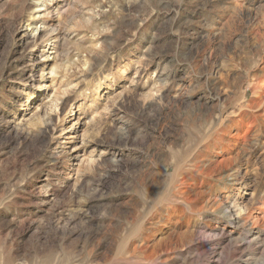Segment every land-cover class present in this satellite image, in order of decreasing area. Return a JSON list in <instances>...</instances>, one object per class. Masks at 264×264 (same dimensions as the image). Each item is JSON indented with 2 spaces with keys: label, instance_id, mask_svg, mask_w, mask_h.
Listing matches in <instances>:
<instances>
[{
  "label": "rangeland",
  "instance_id": "1",
  "mask_svg": "<svg viewBox=\"0 0 264 264\" xmlns=\"http://www.w3.org/2000/svg\"><path fill=\"white\" fill-rule=\"evenodd\" d=\"M244 262L264 0H0V264Z\"/></svg>",
  "mask_w": 264,
  "mask_h": 264
},
{
  "label": "bare ground",
  "instance_id": "2",
  "mask_svg": "<svg viewBox=\"0 0 264 264\" xmlns=\"http://www.w3.org/2000/svg\"><path fill=\"white\" fill-rule=\"evenodd\" d=\"M240 211V210H239ZM258 215V214H257ZM257 215L253 214V213H250L248 214L247 216H244V215H238L237 218L234 220V221H244V222H249L250 219H252L253 221L256 220L257 218ZM259 216V215H258ZM258 221V220H257ZM254 224V223H253ZM255 225V224H254ZM253 225V226H254ZM254 232V231H253ZM260 232V231H259ZM259 238V237H258ZM253 242V241H252ZM250 261V260H249ZM245 264H249L248 262H244Z\"/></svg>",
  "mask_w": 264,
  "mask_h": 264
}]
</instances>
